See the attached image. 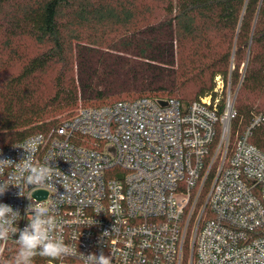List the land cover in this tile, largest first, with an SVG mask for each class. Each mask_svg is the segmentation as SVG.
<instances>
[{
  "label": "built area",
  "instance_id": "1",
  "mask_svg": "<svg viewBox=\"0 0 264 264\" xmlns=\"http://www.w3.org/2000/svg\"><path fill=\"white\" fill-rule=\"evenodd\" d=\"M219 85L187 107L173 98L81 107L48 135L0 140V204L20 215L11 228L31 221L30 206L47 210L50 234L72 253L42 264H97L100 254L110 264H264V152L250 141L264 115L230 154L235 97ZM25 159L50 176L28 183ZM209 182L188 256L190 220ZM18 236L0 241V258Z\"/></svg>",
  "mask_w": 264,
  "mask_h": 264
},
{
  "label": "trees",
  "instance_id": "2",
  "mask_svg": "<svg viewBox=\"0 0 264 264\" xmlns=\"http://www.w3.org/2000/svg\"><path fill=\"white\" fill-rule=\"evenodd\" d=\"M112 35L120 43L102 49ZM23 38L44 49L0 95L3 146L50 134L80 101L99 108L173 98L187 107L213 94L217 77L224 95L238 90L230 154L236 136L264 115V0H0V65ZM58 66L55 91L42 102L41 77ZM250 141L264 152V124ZM210 184L190 220L188 256ZM19 247L8 246L0 264H15ZM47 259L37 254L31 264Z\"/></svg>",
  "mask_w": 264,
  "mask_h": 264
},
{
  "label": "clouds",
  "instance_id": "3",
  "mask_svg": "<svg viewBox=\"0 0 264 264\" xmlns=\"http://www.w3.org/2000/svg\"><path fill=\"white\" fill-rule=\"evenodd\" d=\"M22 145L21 147H23ZM4 161H0L3 163ZM29 172L27 181L30 184H41V182L50 176L51 170L47 167H35L25 159L22 165ZM6 187L0 186V195L6 191ZM34 209V215L31 221L20 230L12 229V224L20 217L18 211L6 204H0V241L9 238L10 231L19 232L18 239L19 251L15 264H31L32 258L39 254L40 256L51 259H59L72 253L70 245L64 243L63 238H54L50 233L52 225L55 223L52 217H46L47 210L34 204L30 206ZM97 264H110V257L100 254L96 256Z\"/></svg>",
  "mask_w": 264,
  "mask_h": 264
},
{
  "label": "rangeland",
  "instance_id": "4",
  "mask_svg": "<svg viewBox=\"0 0 264 264\" xmlns=\"http://www.w3.org/2000/svg\"><path fill=\"white\" fill-rule=\"evenodd\" d=\"M119 39L121 38L116 39V37H114L113 35L108 36L105 43L102 44L103 46L102 49H105L108 47L110 48V47L115 46V44H119L120 43ZM14 47H16L18 50L17 55L10 57V55L6 53L3 55V58H2V63L0 65V95L2 92H4V90H6L5 87L7 86V84L13 78L21 74L22 68L24 64L27 62V60L33 57H36L44 49L43 46L37 44L33 40L26 39V38L20 39V41L14 44ZM59 72H60V67L58 66V67L51 68L47 73L42 75L41 77L42 82H40V88H41L40 91L43 93L42 102H45L46 100H48V98H50L53 92L55 91L54 79ZM221 81L222 82L220 83V85L217 82V87L218 85L220 87L221 86L223 87L225 85V81L222 77H221ZM237 94H238V90H236L235 93H233L235 97V101H236ZM115 100H118V99H115ZM111 102H114V100H112ZM2 106H3L2 102L0 101V112H1ZM81 107H84V105L80 101L79 106L76 110H78Z\"/></svg>",
  "mask_w": 264,
  "mask_h": 264
},
{
  "label": "water",
  "instance_id": "5",
  "mask_svg": "<svg viewBox=\"0 0 264 264\" xmlns=\"http://www.w3.org/2000/svg\"><path fill=\"white\" fill-rule=\"evenodd\" d=\"M36 197H46V193H35Z\"/></svg>",
  "mask_w": 264,
  "mask_h": 264
}]
</instances>
